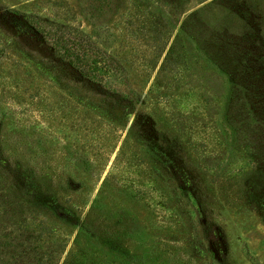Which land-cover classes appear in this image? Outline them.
<instances>
[{"label":"rangeland","instance_id":"rangeland-1","mask_svg":"<svg viewBox=\"0 0 264 264\" xmlns=\"http://www.w3.org/2000/svg\"><path fill=\"white\" fill-rule=\"evenodd\" d=\"M0 49V264H264V0H0Z\"/></svg>","mask_w":264,"mask_h":264},{"label":"trees","instance_id":"trees-1","mask_svg":"<svg viewBox=\"0 0 264 264\" xmlns=\"http://www.w3.org/2000/svg\"><path fill=\"white\" fill-rule=\"evenodd\" d=\"M28 22L38 34L50 39L56 55L67 60L83 77L108 84L109 79L118 78L123 72L120 62L95 45L85 32L41 18L30 17Z\"/></svg>","mask_w":264,"mask_h":264}]
</instances>
